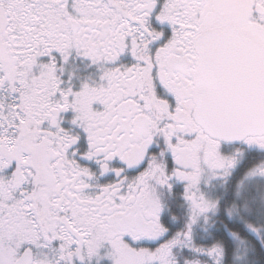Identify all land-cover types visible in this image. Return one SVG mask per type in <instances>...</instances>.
Returning <instances> with one entry per match:
<instances>
[{
    "label": "snow or ice",
    "instance_id": "1",
    "mask_svg": "<svg viewBox=\"0 0 264 264\" xmlns=\"http://www.w3.org/2000/svg\"><path fill=\"white\" fill-rule=\"evenodd\" d=\"M0 264H264V0H0Z\"/></svg>",
    "mask_w": 264,
    "mask_h": 264
}]
</instances>
